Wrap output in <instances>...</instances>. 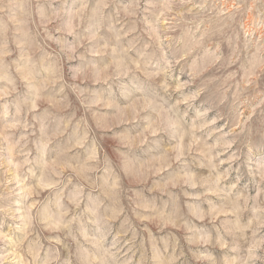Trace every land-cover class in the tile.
Masks as SVG:
<instances>
[{
  "label": "rangeland",
  "instance_id": "1",
  "mask_svg": "<svg viewBox=\"0 0 264 264\" xmlns=\"http://www.w3.org/2000/svg\"><path fill=\"white\" fill-rule=\"evenodd\" d=\"M0 264H264V0H0Z\"/></svg>",
  "mask_w": 264,
  "mask_h": 264
}]
</instances>
